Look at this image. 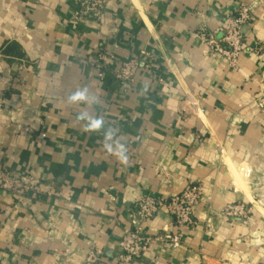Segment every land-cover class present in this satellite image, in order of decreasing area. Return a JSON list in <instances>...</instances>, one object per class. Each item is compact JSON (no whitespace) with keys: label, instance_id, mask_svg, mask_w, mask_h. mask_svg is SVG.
<instances>
[{"label":"crops","instance_id":"1","mask_svg":"<svg viewBox=\"0 0 264 264\" xmlns=\"http://www.w3.org/2000/svg\"><path fill=\"white\" fill-rule=\"evenodd\" d=\"M257 1L111 0L101 20L78 21L76 0H0V169L39 186L0 189V264L115 263L139 200L191 184L212 202L182 247L133 264H264V62L232 69L200 37ZM261 41L264 4L245 28V46ZM132 58L133 82L118 81ZM238 203L248 225L222 215ZM171 227L162 210L148 232Z\"/></svg>","mask_w":264,"mask_h":264},{"label":"built area","instance_id":"2","mask_svg":"<svg viewBox=\"0 0 264 264\" xmlns=\"http://www.w3.org/2000/svg\"><path fill=\"white\" fill-rule=\"evenodd\" d=\"M111 0H76L75 19L80 21L86 18L101 20ZM264 0L256 4L241 3L233 13L227 14L220 28L213 34H202L201 39L211 50L228 62L230 68L235 69L240 59L251 54L264 62V41L253 42L245 46V28L254 20L255 8L263 5ZM221 35L220 42L217 35ZM106 56H99L98 62L106 61ZM139 69V62L132 58L124 62L115 77L123 83L133 82ZM255 106L264 111V91L254 101ZM5 106V99L0 94V112ZM197 107V105H194ZM197 110L198 107H197ZM224 155V150H220ZM0 189L6 191L14 198H22L39 192L37 183L22 175L11 174L0 169ZM211 197L208 196L201 184L188 185L180 194H171L168 197H154L144 195L137 203L138 211L134 220V228L126 229L119 245L117 261L109 264H133L141 260L152 246L160 249L179 250L184 239V230H192L198 224L196 211L199 207L211 206ZM162 210H167L172 218V227L165 228L162 235L153 236L148 232V224ZM252 209L246 204L238 203L227 206L222 215L229 219H240L245 225L249 224ZM177 229V231H175ZM100 253L91 252L88 261L96 264L100 261ZM5 264H16L11 261Z\"/></svg>","mask_w":264,"mask_h":264},{"label":"clouds","instance_id":"3","mask_svg":"<svg viewBox=\"0 0 264 264\" xmlns=\"http://www.w3.org/2000/svg\"><path fill=\"white\" fill-rule=\"evenodd\" d=\"M84 98V94L81 92H77L75 93L73 96L69 97L70 100H79V99H83ZM95 124L96 122H92L89 123V125L87 126L88 130H95ZM126 157L123 158V161L126 162Z\"/></svg>","mask_w":264,"mask_h":264},{"label":"bare ground","instance_id":"4","mask_svg":"<svg viewBox=\"0 0 264 264\" xmlns=\"http://www.w3.org/2000/svg\"><path fill=\"white\" fill-rule=\"evenodd\" d=\"M257 208V207H256ZM260 212L264 215V210L263 209H260Z\"/></svg>","mask_w":264,"mask_h":264}]
</instances>
